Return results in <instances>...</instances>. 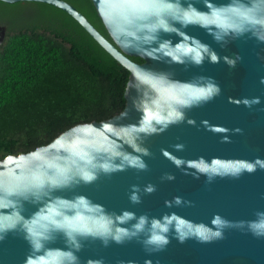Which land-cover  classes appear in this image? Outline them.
<instances>
[{"label": "water", "instance_id": "95a60500", "mask_svg": "<svg viewBox=\"0 0 264 264\" xmlns=\"http://www.w3.org/2000/svg\"><path fill=\"white\" fill-rule=\"evenodd\" d=\"M1 1L130 75L119 114L0 160V264H264V0H92L112 41Z\"/></svg>", "mask_w": 264, "mask_h": 264}, {"label": "trees", "instance_id": "16d2710c", "mask_svg": "<svg viewBox=\"0 0 264 264\" xmlns=\"http://www.w3.org/2000/svg\"><path fill=\"white\" fill-rule=\"evenodd\" d=\"M64 1L112 41L92 0ZM0 26V160L124 110L129 71L67 12L0 0Z\"/></svg>", "mask_w": 264, "mask_h": 264}, {"label": "flooded vegetation", "instance_id": "af4514ba", "mask_svg": "<svg viewBox=\"0 0 264 264\" xmlns=\"http://www.w3.org/2000/svg\"><path fill=\"white\" fill-rule=\"evenodd\" d=\"M3 38H4V36L2 35V32L0 31V43L2 42Z\"/></svg>", "mask_w": 264, "mask_h": 264}]
</instances>
